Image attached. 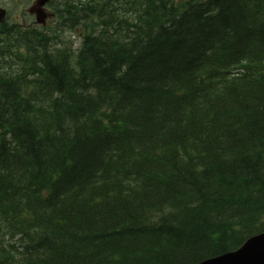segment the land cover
Segmentation results:
<instances>
[{
    "label": "trees",
    "instance_id": "16d2710c",
    "mask_svg": "<svg viewBox=\"0 0 264 264\" xmlns=\"http://www.w3.org/2000/svg\"><path fill=\"white\" fill-rule=\"evenodd\" d=\"M73 2L75 69L0 47V264H196L264 230V0Z\"/></svg>",
    "mask_w": 264,
    "mask_h": 264
},
{
    "label": "water",
    "instance_id": "95a60500",
    "mask_svg": "<svg viewBox=\"0 0 264 264\" xmlns=\"http://www.w3.org/2000/svg\"><path fill=\"white\" fill-rule=\"evenodd\" d=\"M199 264H264V233L248 239L238 250Z\"/></svg>",
    "mask_w": 264,
    "mask_h": 264
},
{
    "label": "rangeland",
    "instance_id": "374dc122",
    "mask_svg": "<svg viewBox=\"0 0 264 264\" xmlns=\"http://www.w3.org/2000/svg\"><path fill=\"white\" fill-rule=\"evenodd\" d=\"M0 7L6 10L10 16V18H14L16 16L22 17L24 21H27L28 16L25 12L26 5L25 3L19 1V4L14 3L11 0H0ZM71 42L73 50H76L79 47L80 40L76 35L65 33L62 37V41Z\"/></svg>",
    "mask_w": 264,
    "mask_h": 264
},
{
    "label": "bare ground",
    "instance_id": "6f19581e",
    "mask_svg": "<svg viewBox=\"0 0 264 264\" xmlns=\"http://www.w3.org/2000/svg\"><path fill=\"white\" fill-rule=\"evenodd\" d=\"M16 70H18L17 71L18 73L22 72V69L21 68H16Z\"/></svg>",
    "mask_w": 264,
    "mask_h": 264
}]
</instances>
